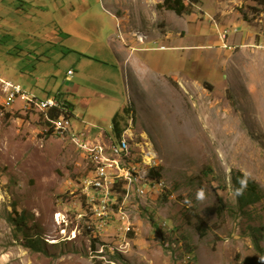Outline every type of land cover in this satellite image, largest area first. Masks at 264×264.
I'll return each mask as SVG.
<instances>
[{"label":"rangeland","instance_id":"1","mask_svg":"<svg viewBox=\"0 0 264 264\" xmlns=\"http://www.w3.org/2000/svg\"><path fill=\"white\" fill-rule=\"evenodd\" d=\"M160 3L0 0V77L39 99L60 92L73 128L104 140L126 106L131 164L156 160L162 183L96 230L92 209L81 219L76 208L81 156L47 133L38 110L0 91V264H264V8L194 0L178 15ZM104 164L132 190L114 160ZM238 173L260 195L243 208ZM92 200L110 212L109 196ZM19 215L40 251L16 231Z\"/></svg>","mask_w":264,"mask_h":264},{"label":"built area","instance_id":"2","mask_svg":"<svg viewBox=\"0 0 264 264\" xmlns=\"http://www.w3.org/2000/svg\"><path fill=\"white\" fill-rule=\"evenodd\" d=\"M236 30L235 28L234 31ZM230 31V28L223 29L220 37L222 39L226 38ZM66 75V78L70 79L73 75V70L68 69ZM0 91L3 93L6 103L20 99L28 107H32L43 114L50 115L49 113L53 109H63L62 106L66 105L65 102L58 101L55 97L39 99L22 89L21 85L12 79L0 77ZM55 121L66 122L68 140L84 162L82 175L78 178V182L75 183L77 186L75 190L79 191L77 198L79 200L78 207L76 206V208L81 219H83L85 209H92L93 220L91 222H96V230H104L111 219L117 218L118 215L123 218L122 206H126L127 202L135 199V196H144V193H151L162 186L160 179L150 177V169L159 167L156 160H141L139 158V164H131V156L135 155V153H126V145H131V142L124 135L127 134V131H130L129 128L123 130L118 139L114 140L109 137L106 140H98L91 136V132L88 129L83 131L75 130L70 118L63 112L57 116L50 115V123H46L47 131L50 130L51 133L61 136V133L55 130ZM104 156H114L116 160H122L121 175L132 177V181H135V188L125 190V184L117 182V175H113V166L104 164ZM93 191H100L101 197L109 196L110 212H101V202L93 203ZM82 195H89L88 205H81ZM114 207H121V214H114ZM56 219L59 223L57 215ZM97 254L103 255V252Z\"/></svg>","mask_w":264,"mask_h":264},{"label":"trees","instance_id":"3","mask_svg":"<svg viewBox=\"0 0 264 264\" xmlns=\"http://www.w3.org/2000/svg\"><path fill=\"white\" fill-rule=\"evenodd\" d=\"M254 1L257 2L259 5L263 6L264 8V0H254ZM192 2H194V0ZM192 2L186 4L183 2V0H162V3H160V5L164 6L168 10L174 11L178 15H181L182 13H185V11L190 10L189 6ZM54 97L57 98L58 101H63L60 92H58ZM61 98L62 100H60ZM70 106L71 105L68 104V105H63L62 106L63 109L55 108L52 111H50L49 114L51 116H57L61 112H63L65 115L70 117L71 115V110L69 109ZM40 113L44 117V114L42 112ZM127 113H128V109L126 106H124L122 107L121 110H118L113 114L111 118V134L109 135V137H111L112 139L115 140L120 138L125 128L124 125L125 123H127L125 117V114ZM47 133H51V131L48 130ZM150 177L160 179V175L156 170V168L150 169ZM233 182H234V190H233L234 194L236 195L237 200L242 208L246 207L247 205H252L260 199V195L256 191L255 184L251 181V179H249L244 174L241 173L236 174L233 177ZM237 192H239L240 194L237 195ZM25 220L26 218L24 215H19L18 219H11V222H13L16 231L22 234L25 246L29 248V250L40 251L44 244L42 241L43 239L38 233H36L35 237L26 234V232L23 230L25 226L24 225ZM91 247L93 250L96 248L95 239L92 240ZM105 253L108 254L109 259L111 257L110 260H115L118 257H121V255L118 252H115L116 255L115 254L112 255L111 252L107 251V248ZM97 261L103 262V260H97ZM106 264H111V263L107 262Z\"/></svg>","mask_w":264,"mask_h":264},{"label":"bare ground","instance_id":"4","mask_svg":"<svg viewBox=\"0 0 264 264\" xmlns=\"http://www.w3.org/2000/svg\"><path fill=\"white\" fill-rule=\"evenodd\" d=\"M24 89V88H22ZM45 121L50 123V115L44 114ZM55 130L61 133L62 137L68 138V132H66V122L65 121H55ZM126 153H132V146L126 145ZM107 160H114L115 164L121 169L122 167V160H116L114 156H104V162ZM126 183L132 189L135 188V181H132V177L126 179Z\"/></svg>","mask_w":264,"mask_h":264},{"label":"crops","instance_id":"5","mask_svg":"<svg viewBox=\"0 0 264 264\" xmlns=\"http://www.w3.org/2000/svg\"><path fill=\"white\" fill-rule=\"evenodd\" d=\"M66 77H67V75H66ZM65 103H66V105H68L67 102H65ZM69 109L72 111V106H70ZM91 136L97 138L98 140H103L105 138V133L103 131H98V132L96 131L94 133L91 132Z\"/></svg>","mask_w":264,"mask_h":264},{"label":"clouds","instance_id":"6","mask_svg":"<svg viewBox=\"0 0 264 264\" xmlns=\"http://www.w3.org/2000/svg\"><path fill=\"white\" fill-rule=\"evenodd\" d=\"M240 193L239 192H237V195H239Z\"/></svg>","mask_w":264,"mask_h":264}]
</instances>
